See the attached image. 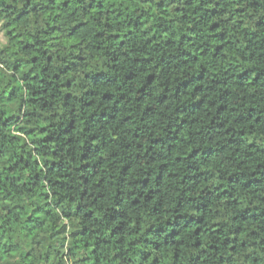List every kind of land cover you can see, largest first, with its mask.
Returning a JSON list of instances; mask_svg holds the SVG:
<instances>
[{
	"label": "clouds",
	"instance_id": "obj_1",
	"mask_svg": "<svg viewBox=\"0 0 264 264\" xmlns=\"http://www.w3.org/2000/svg\"><path fill=\"white\" fill-rule=\"evenodd\" d=\"M0 264H264V0H0Z\"/></svg>",
	"mask_w": 264,
	"mask_h": 264
}]
</instances>
